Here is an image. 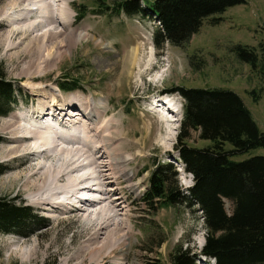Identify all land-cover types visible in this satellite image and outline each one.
Instances as JSON below:
<instances>
[{"label": "rangeland", "instance_id": "1", "mask_svg": "<svg viewBox=\"0 0 264 264\" xmlns=\"http://www.w3.org/2000/svg\"><path fill=\"white\" fill-rule=\"evenodd\" d=\"M120 1L61 0L62 8L71 16L74 15L72 23L78 27L80 38L76 46L67 51L64 60L54 66V71L44 76L40 75L32 81L18 77L10 71L13 65L0 59V70L17 84L21 92L14 109L7 116H0L1 128L15 114L20 115V119L28 118L27 121H19L26 126L28 120L38 119L39 116L31 112L40 106L38 97L33 96L25 85L32 82L46 88L57 86L65 69L79 82L78 87L68 91L59 88L61 93L56 91V94L68 100L72 96L80 97L82 102L86 97H91L98 110H106L99 118L96 112L92 124L86 119L82 122L79 120L81 124L93 127L90 130L81 124L78 128L77 124L71 129L70 125L65 128L72 135L71 139L76 135H89V146H82V141L66 142L53 135L56 148L49 150V155L44 153L36 158L33 156L35 160L27 161L20 156L12 163L8 161L9 157L3 159L0 156V163L6 168L0 174V197L21 200L48 219L47 226L34 230L28 236L0 232V264H142L152 258L167 262L170 253L179 246L182 249L190 247L196 252L201 249L205 228L196 207L157 204L150 208L142 200L150 171L157 161L173 162L177 166L176 178L181 190L187 188L186 184L192 183L183 172L174 149L183 99L178 93L169 92L173 87L183 85L233 90L242 98L257 125L264 131L263 73L252 70L237 58L233 50L235 45H248L254 47L259 58L263 56L260 44L264 43V0H245V3L208 16L199 31L181 46L169 42L156 46L153 40L156 21L117 11L115 8ZM144 1L149 4L153 0ZM53 6L57 7L55 4ZM77 14L81 19L76 18ZM212 17H219L220 20L212 24ZM50 29L60 30L62 27L58 23L48 25L43 20L36 21V33L41 34ZM252 90H255L254 94H251ZM47 101L50 100L47 98ZM168 102L174 107L173 113L166 110ZM47 119L50 121V115ZM97 128H102V136H106L109 142L105 149L100 148L95 154L101 144L94 141L97 139ZM54 131L63 135L59 129ZM5 138H8V133L0 129V154L9 144L4 142ZM208 143L199 139L195 132L188 140L189 145L196 147ZM97 154L100 157L96 162L103 164L109 157H123L125 161L119 167L130 172V180L119 175L118 181L98 189L95 185L102 180L97 175L96 162L92 161ZM253 155H264V147L251 149L233 159L241 160ZM63 162L71 163L68 167L72 170L70 178L92 174L88 180L92 189L85 191L86 197L99 199L104 197L106 190L112 189V197H117L115 204L121 203V206L113 208L107 202L90 205L87 212L81 211L80 218L74 210L65 211L66 207L59 212L42 209L37 202L29 203L30 191L21 189L22 175L36 169L56 171L62 169ZM14 174L18 180L8 178ZM131 182L135 184L131 186ZM78 188L81 189L80 186ZM78 188L68 190L67 195H72L74 190L79 194ZM55 198L67 201L65 192ZM225 208L227 211L232 208L229 200H225ZM101 218H108L110 233L115 238L118 233L120 240L115 246L109 245L108 250L95 249L89 252L92 246H102L104 235L99 234L97 239L88 240L83 230L91 223L96 227ZM195 263L212 264L205 257Z\"/></svg>", "mask_w": 264, "mask_h": 264}, {"label": "trees", "instance_id": "2", "mask_svg": "<svg viewBox=\"0 0 264 264\" xmlns=\"http://www.w3.org/2000/svg\"><path fill=\"white\" fill-rule=\"evenodd\" d=\"M241 3L245 0H153L149 4L144 0H121L115 9L159 22L153 34L156 46L165 42L181 46L199 31L205 18ZM76 18L81 19L78 14ZM219 20L212 17L211 23ZM260 46L261 58L253 46L238 44L233 50L237 58L264 77V43ZM66 71L57 82L62 91L75 89L79 83ZM169 92L183 99L174 149L183 170L192 175V184L181 190L177 166L157 161L142 200L150 208L157 204L196 207L201 213L205 240L198 252L179 246L167 262L152 258L142 264H194L199 254L212 259V264H264V155L233 159L264 147V131L233 90L178 85ZM20 97L17 84L0 70V116H7ZM192 132L209 143L202 147L189 145ZM5 169L0 163V174ZM225 200L232 204L230 211L225 208ZM47 225L48 219L30 205L0 197L1 233L28 236Z\"/></svg>", "mask_w": 264, "mask_h": 264}, {"label": "bare ground", "instance_id": "3", "mask_svg": "<svg viewBox=\"0 0 264 264\" xmlns=\"http://www.w3.org/2000/svg\"><path fill=\"white\" fill-rule=\"evenodd\" d=\"M60 3L61 0H0V59L6 60L13 65L10 70L11 73L18 77H26L32 81L40 75L44 76L47 73L54 71V66H57L64 60L67 51L73 46H76L80 34L78 32V27L74 26L72 23L74 15L72 14L71 16L62 8ZM54 4L57 5V7H54ZM37 20H43L48 25L58 23L62 29H50L48 32H40L41 34H38L36 33ZM20 24L23 26H18ZM25 88L33 96L38 97L40 106L35 107L31 112L32 115H36V117L39 116V118H36V120H28V125L26 126L19 123V121H27L28 118L23 117L20 119V115L18 116L15 114L13 115V118L3 123L4 125L2 128L0 127V129L8 133V138H5L4 142H9L6 150L3 154H0L3 159L9 157L8 161L12 163L15 158L20 156H23L24 160L27 161L35 160L36 156L39 157L44 153H48L47 155H49V150L53 149V147L56 148L53 140L55 135L60 140L66 142L75 140L82 141V146L90 145L91 138H89V135L86 136V134H84L87 137L86 138L84 135L83 137H76L77 135L74 136V134V138L71 139L72 135L67 133L65 128H68L70 125L71 129L74 124H77L76 128H78L81 124L80 121L82 122L83 119L88 120L90 124H92L95 121V113L97 112L99 118L101 114L106 113V110H103V112L102 110H98L96 104L91 101V97H86L83 99V102L80 97L77 98L75 96H72L70 98L71 100L65 99L61 94H56V91H59V93L61 92L55 85L46 88L40 84L28 82L25 85ZM48 89H50V92ZM47 98L50 101H47ZM157 105L158 104L155 106ZM162 110L164 111V109ZM166 110L167 112H174V107L171 105V102H168ZM48 115H50V121L47 119ZM32 117L33 116H31V118ZM56 120L58 122H54ZM177 120L178 119H175V121ZM164 121L167 120L164 119ZM81 126L86 130L93 128L91 126L83 125V123ZM98 128L96 129L97 139L94 141H99L101 144L96 148L94 152L95 154L98 153L100 148L105 149L109 142L107 141L106 136H102V128L104 127L101 129ZM40 129H42V131ZM54 129H59L60 133L63 135H60L59 133L58 135ZM93 138H95V136ZM33 156L35 158H33ZM99 157V154L93 156L92 161L96 162ZM124 161L125 159L123 157H109L104 164L96 162V167L98 169L97 175L102 182L96 183L95 186L98 189L101 187H107L111 183L118 181L119 175L129 181L132 177L130 172L125 168L119 167ZM24 163H22V165ZM70 164L71 163L63 162L62 169L56 171H41L36 169L35 171L25 172L22 175L23 180L21 182V189L27 192L30 191V193H28V195L31 196L30 200L28 199L30 201L29 203L37 202V205L42 209L59 212L63 211L64 207H66L65 211L74 210L78 212L77 214L80 218L82 215L81 211L87 212L90 205L94 206L107 202L113 208L121 206V203L115 204L117 197H112V189L106 190L104 197L99 199L95 197H86L84 195L85 191L92 189V185L88 182V180L92 178V174L86 173L76 178H70L72 177V170L68 168ZM15 165L17 164L15 163ZM72 169L74 171L76 170V167ZM13 176H9L8 178L12 177L10 179L18 180V177H15V174ZM109 178L112 179L107 181ZM134 184L135 183L131 182V186ZM78 186H80L81 189L78 188ZM75 188H78L79 194H77L78 192L75 193L76 191L74 190V193L71 192L72 195H67L66 192L68 190L71 191ZM64 192L67 201L55 198L57 195L63 194ZM69 199L70 202L68 201ZM77 203H79V205ZM83 233L88 240L97 239V237L100 236L99 234L104 235L101 244L102 246H92L93 249H90L89 252L94 251L95 249L97 251L108 250L109 245L110 247L115 246L120 240L118 233L115 234L117 235V238L110 233L108 218H101L98 220L96 227L94 223L89 224L88 228H84ZM80 248H83V246ZM32 252L33 251H30L29 253ZM113 258H115V256Z\"/></svg>", "mask_w": 264, "mask_h": 264}]
</instances>
